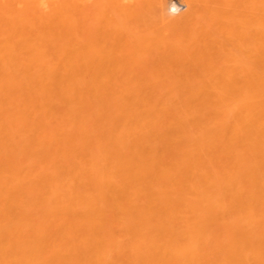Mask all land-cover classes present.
Listing matches in <instances>:
<instances>
[{
  "label": "bare ground",
  "instance_id": "bare-ground-1",
  "mask_svg": "<svg viewBox=\"0 0 264 264\" xmlns=\"http://www.w3.org/2000/svg\"><path fill=\"white\" fill-rule=\"evenodd\" d=\"M0 264H264V0H0Z\"/></svg>",
  "mask_w": 264,
  "mask_h": 264
},
{
  "label": "rangeland",
  "instance_id": "rangeland-1",
  "mask_svg": "<svg viewBox=\"0 0 264 264\" xmlns=\"http://www.w3.org/2000/svg\"><path fill=\"white\" fill-rule=\"evenodd\" d=\"M174 2H176V3H177V0H174ZM179 9H181V8L179 7ZM179 11H181V10H179ZM179 11H178V12H179ZM169 12H170V14H172V12H173V14H172V15H175V14H176V12H175V11H173V10H172V12H171V10H169ZM174 12H175V13H174ZM178 12H177V13H178Z\"/></svg>",
  "mask_w": 264,
  "mask_h": 264
}]
</instances>
